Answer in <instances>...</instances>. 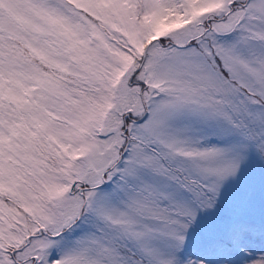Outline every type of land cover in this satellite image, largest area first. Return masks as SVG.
<instances>
[{
	"label": "snow or ice",
	"instance_id": "1",
	"mask_svg": "<svg viewBox=\"0 0 264 264\" xmlns=\"http://www.w3.org/2000/svg\"><path fill=\"white\" fill-rule=\"evenodd\" d=\"M0 264H264V0H0Z\"/></svg>",
	"mask_w": 264,
	"mask_h": 264
}]
</instances>
